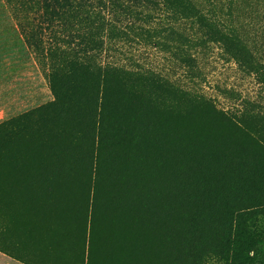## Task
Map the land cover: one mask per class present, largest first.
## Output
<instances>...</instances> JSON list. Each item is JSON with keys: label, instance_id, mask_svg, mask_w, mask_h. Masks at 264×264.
<instances>
[{"label": "rangeland", "instance_id": "rangeland-1", "mask_svg": "<svg viewBox=\"0 0 264 264\" xmlns=\"http://www.w3.org/2000/svg\"><path fill=\"white\" fill-rule=\"evenodd\" d=\"M184 1L172 0L175 7L170 9L182 11ZM211 2L236 30L220 37L211 29V40L201 42L198 24L189 30L190 25L184 26L185 21L175 15L174 20L181 21L178 32H193L198 39L185 42L161 36L162 28L154 29L144 19L137 25L152 33L137 34L133 42L123 43L117 36L112 45L108 36L105 40L104 63L120 61L139 70L138 75L114 83L120 107L128 109L132 104L146 112L158 107L172 117L166 124L172 128L171 137L160 134L157 141L162 148L170 145L164 156L169 171L177 173L166 185L173 192L179 173L185 181L180 198L188 202L170 198L166 223L158 221L154 189L148 205H119L111 199L115 191H109L107 184L111 149H103L105 179L96 197L93 233L100 125L93 136L84 116L73 128L61 123L65 133L54 138L48 150L41 149L36 137L11 138L0 128V254L17 264H89L88 259L90 264H264V0ZM122 17L119 12L115 16ZM16 33L0 4V122L53 98L42 66ZM149 70L156 77L146 74ZM160 75L166 82L159 80ZM183 113L187 118H180ZM121 125L114 124L119 138L125 135ZM106 126L112 130L110 124ZM245 134L253 141L248 142L253 159L228 184L231 162L217 155L216 163L209 164L208 139H215L216 150L223 149L220 145L227 138L243 142ZM195 146L200 149L190 157L188 152ZM115 149L117 155L123 151ZM158 156L154 154L153 167L147 164L152 176L146 184L154 187ZM193 188H201L202 194L192 198ZM204 189L211 190V198ZM126 197L120 200H132V194ZM208 202L211 205L205 206ZM91 238L98 247L88 257Z\"/></svg>", "mask_w": 264, "mask_h": 264}, {"label": "trees", "instance_id": "trees-1", "mask_svg": "<svg viewBox=\"0 0 264 264\" xmlns=\"http://www.w3.org/2000/svg\"><path fill=\"white\" fill-rule=\"evenodd\" d=\"M171 1L1 0L0 4L9 13L14 23L18 40L20 37L26 51L40 67L42 66L53 98L0 122V128H4V133H7L9 137L22 134L30 136L31 140L36 137L41 149L48 150L52 140L65 133H62L61 123H66L68 127L73 128L76 123H81V118L84 116L93 136L96 126L100 125L91 215L93 233L96 231V225H93L96 222L94 215L96 197L105 179V174L102 179L101 172L103 149H111L108 158L111 172L108 174L107 184L109 191H115V197L111 199L116 198L119 205L123 207L134 205V203L148 205L146 202L152 201L154 189L158 197L156 203L153 205L152 202V205L156 206L158 221L166 223L168 218L166 209H169L170 198L179 200L176 203L180 204L188 202V198L184 197V200L180 198L179 193L185 181L179 173L173 192L166 185L169 177L172 178L175 174L177 177V173H171L172 170L170 172L167 168L168 163L164 154L167 150L170 151V145L162 148L157 141L160 134L164 136L171 134L172 128L168 129L167 123L172 117L164 115V111L158 107L147 112L136 110L132 104L128 109H123V106L121 108L119 90L114 83L138 75L139 70H134L132 66H127L120 61L107 59L104 63L106 36L112 45L115 36L125 43L133 42V38L139 37L137 34L149 33L148 31L152 33L151 30L138 26L139 20L145 19L151 22V27L157 25L162 28L159 30L161 36L167 34L185 42H192L198 38L194 37L193 32L191 34L184 31L178 32L176 27H179L180 20H174L176 16L185 21L184 26L190 25L189 30L194 27V23L198 24L201 42L211 40V29H214L220 37L226 35L225 31L236 30L228 17L222 19L221 14L216 13L211 0L207 4V0H185L183 10L179 12L170 9L175 7ZM145 8L156 12L157 15L143 11L142 9ZM168 10L171 12L169 13ZM118 12L123 16L121 19L115 18ZM164 22L166 25L162 27ZM106 57L108 58L109 55ZM130 64L133 65V61ZM149 72L156 77L152 70L146 71V74ZM160 77L159 80L166 82L161 75ZM130 98L136 99L132 95ZM180 118H187V116L180 114ZM107 123L111 125L112 130L107 128ZM116 123L122 124L123 131L120 130V132L125 134L122 138L118 137L114 128ZM112 134L114 136L109 143ZM187 134L185 129L183 131V136L187 138L185 142L190 140ZM209 136L207 134L208 138ZM248 142L253 143L247 134L243 142L231 141L227 138L226 144L220 145L223 149L214 150L217 144L215 139L210 141L208 139L210 150L207 161H210L209 164H212L213 160L216 163L217 155L222 160L231 162L229 175L226 177L228 184L233 180L236 181L238 177L236 172L238 170L241 172L253 159ZM63 146L61 144L60 147ZM116 147L123 149L118 155L115 153ZM196 148L200 149L199 146L190 149L188 152L190 157L195 155ZM156 153H159L160 167H155L158 171V186L154 187L150 183L146 184L152 176L148 174L147 164L150 162L153 167ZM211 154L213 155L209 156ZM208 167L211 169L212 166ZM205 174L208 175V172L206 171ZM201 192V188L196 190L193 188L192 198H196L195 195L202 194ZM210 192L204 189L203 194L211 198ZM184 193H187V187L184 188ZM130 194H132V200L129 202L120 200H126V196L130 197ZM210 205L211 203L208 202L205 206ZM203 226L209 228L208 224ZM88 246V257H90L98 244L96 246L94 239L91 238L89 243L87 242ZM88 262L90 264L91 259H88Z\"/></svg>", "mask_w": 264, "mask_h": 264}, {"label": "crops", "instance_id": "crops-1", "mask_svg": "<svg viewBox=\"0 0 264 264\" xmlns=\"http://www.w3.org/2000/svg\"><path fill=\"white\" fill-rule=\"evenodd\" d=\"M0 264H17V262L5 254H0Z\"/></svg>", "mask_w": 264, "mask_h": 264}, {"label": "bare ground", "instance_id": "bare-ground-1", "mask_svg": "<svg viewBox=\"0 0 264 264\" xmlns=\"http://www.w3.org/2000/svg\"><path fill=\"white\" fill-rule=\"evenodd\" d=\"M177 209V208H176ZM168 211V210H167ZM174 216V215H173ZM128 237V236H127Z\"/></svg>", "mask_w": 264, "mask_h": 264}]
</instances>
